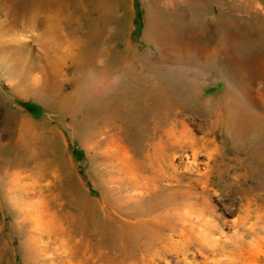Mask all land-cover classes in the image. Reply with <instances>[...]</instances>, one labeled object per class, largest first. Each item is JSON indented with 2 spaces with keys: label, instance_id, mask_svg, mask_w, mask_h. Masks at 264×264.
<instances>
[{
  "label": "rangeland",
  "instance_id": "obj_1",
  "mask_svg": "<svg viewBox=\"0 0 264 264\" xmlns=\"http://www.w3.org/2000/svg\"><path fill=\"white\" fill-rule=\"evenodd\" d=\"M96 1L83 3L94 16L108 15L95 53L106 70L88 88L77 82L72 47L53 51L42 14L35 24L28 20L30 0H0V237L9 246L6 259L22 264L26 235L19 231L25 226L16 222L24 218L33 226L29 264H80L84 255L88 264H264V171L225 130L216 107L234 95L258 102L255 109L264 112V0H104V12ZM87 9L80 20L93 23ZM118 15L124 25L115 33ZM152 15L165 23L146 35ZM125 46L135 53L129 85L144 87L139 99L146 89L166 97L154 115L144 106L139 116L111 119L103 105L94 111L92 100L110 94L119 106L129 65L115 52ZM48 73L67 92L55 106L44 102L58 94L44 87ZM39 139L47 142L46 152ZM53 154L69 165L65 174ZM68 182L76 196L95 203L82 231L71 222L76 208ZM34 219L51 222L54 231L41 232ZM108 220L143 221L159 236L147 246L124 241L115 247L102 232ZM80 241L88 245L86 254L68 257L65 250Z\"/></svg>",
  "mask_w": 264,
  "mask_h": 264
},
{
  "label": "bare ground",
  "instance_id": "obj_2",
  "mask_svg": "<svg viewBox=\"0 0 264 264\" xmlns=\"http://www.w3.org/2000/svg\"><path fill=\"white\" fill-rule=\"evenodd\" d=\"M102 1L104 0H98L99 3H102ZM98 2L97 1L95 2V8L98 10H103V12L107 11L108 5H104V2L102 3V5H100ZM45 3H49L51 5V8L53 9L49 7L51 10H46L48 7L45 8ZM89 6L90 5L88 6L85 5L83 3V0H63V2H60V3H58V0H30V2H28V4L26 5L24 11L26 12L25 14H27V17L29 18L28 20L30 21V23L32 22L34 24L39 19L38 14L39 15L40 13L42 14L41 15L42 19L40 20V23L44 27L43 31L47 35H49L47 36L50 38L48 43L49 42L53 43L51 46L53 51L62 44H67L72 47L73 52L70 55L72 60L71 59L70 60L72 61L71 64L74 65V68L78 71L79 76H80L77 82L79 83L82 81L83 83H85V86H87L88 88H93L97 84V80L99 78H102V79L105 78L104 77L105 75H103V72L106 70V65L104 63L100 64V66L98 65V62L95 58V53L97 51V47H96L97 43L101 39V35L106 26V21H108L109 18H108V15L107 16L105 15L104 17L101 16L100 14L94 16L92 14V11L90 9H87L89 8ZM85 9H87L86 11L89 13L88 16L90 20L92 21L94 19L93 23H88L89 20L81 22L80 14H82L85 11ZM218 16H220L219 17L220 19L224 17V16L222 17L221 15H219V13L217 17ZM113 22L116 26L115 33H119L122 30L123 25H124V20L122 18V15L116 16L113 19ZM163 23H165V21L161 16L159 17L158 15L157 16L152 15L150 19L148 18V21H147L146 35L150 32L149 30L153 31L154 28L157 29V27L161 26ZM151 34H154V33H151ZM74 36H77L78 39L74 38ZM115 53H116L117 58H119L120 63H122L123 65L125 63L126 65L127 64L129 65L127 67L129 68V71L126 72L127 77L124 78V80L128 83L123 88L121 87V90L119 91V95L116 101L119 104V106L112 105L114 96L113 94H110L109 96H105L103 99L95 98L92 100L94 111L98 109L97 105H103L104 107L103 111L105 112V114L108 116L109 119L119 114L133 115V113H135L137 114V116H139L140 111L138 110V108H141L142 106H144L145 108L147 107L146 110L148 109V111L150 112L149 114H152V115L157 113L158 110L160 111L159 107L162 104L159 106L157 103L160 102L161 98H164V99L166 98L164 94H156L154 93V91L150 89H146L147 91L145 92L143 96V100H140L139 94L142 92L141 89L144 87H138L139 89H137L136 86L129 85V83H132V81H135V73H133L134 70L132 69V64H131L132 62H130L132 58L135 59L134 51L133 53L132 51L130 52L129 49L125 46L121 50L116 51ZM207 62L205 64H207ZM122 64L121 66H123ZM126 74L124 72V76ZM52 76L53 75H50L48 73V76H47L48 83L45 84L44 87L48 88V90L49 89L55 90L57 88L58 94H56L57 95L56 96L53 93L56 96V98H50V99H46L47 97L44 98L45 99L44 102L51 106H55V105H58L59 102L64 100V97L67 95V92H64L62 90V87H60L61 83L59 80L54 78L55 74L53 77ZM159 88L160 89L158 90L160 92L167 94L166 89H163V88L161 89V87ZM130 101L134 103V107H127V106H132V104L128 105V103H131ZM217 103L218 104L216 107L218 110V114L221 120L224 122L223 123L224 127H226L225 130L233 134V137H235V142L237 143L238 146L240 147L245 146L247 155H249L253 161L255 160L259 164L260 168L263 169L264 171V112L262 113V112H259L257 109H255L254 104H257L259 106L261 105L258 102L255 103L248 98L239 99L238 96H234V95L227 96L225 99H222ZM109 104L110 106L108 107ZM248 139H249V142H248ZM38 142L39 144L38 143L37 144L39 148H41V152L43 150H45L46 152L47 142L45 141V139L44 140L39 139ZM52 157H53L54 164L58 168H60L61 172H64L65 174L66 171L68 170L66 167H68L69 165L67 164L68 166L67 165L65 166L63 161H60L58 160V158H56L55 154H53ZM15 162L16 161H14V163ZM67 186L71 194H73L69 200L70 204L72 206H75L76 208L75 218L70 217V215L69 217L73 218L71 222H76L80 231H82L84 229L83 226L86 223V216H88L87 211L90 212L91 207L95 203L89 199L85 200V199L79 198L78 195L76 196L75 192L72 191L73 190L72 183L68 182ZM16 223L21 226H25L24 228H22L23 230L19 231V233L21 234V237H24L26 235V237H24V239L21 242L22 244L20 245V249L22 253L21 255L22 264H29L30 262L29 259L34 254V250L28 242L30 232L33 230V226L31 224L29 227L30 222H28V220L24 218L23 220L16 222ZM34 223L38 226H41V229H40L41 232H47V233L51 232L52 233L54 231L52 227L53 225L51 222L46 221L45 223H43L41 219L37 223L36 219H34ZM102 225H103L102 232L106 234L104 238H109L111 242L113 243V246L115 247H117V245L121 246V244H123L124 241H135L136 243L142 244V246L143 245L147 246L148 245L147 243L151 237L153 240L155 237L159 236V234H156V233L154 234L155 231L153 228L144 229L145 223L143 221L138 222V223L125 222V223H120V224H114L112 220H108V221L103 222ZM26 226L29 227L27 228V231H28L27 234L23 232ZM75 246H77L76 250H75ZM87 246L88 245L82 241L78 243L76 242L73 245V248L65 250L66 255L70 258H75V257L81 256V253L86 254L87 252L86 250L88 248ZM79 251L81 253H79ZM8 252H9V246L7 242L4 241V237H0V264H12L11 261H9V259L8 260L6 259ZM73 255H76V256H73ZM35 261L36 260L34 259V261H32V264H35ZM79 261H80V264L81 263L88 264L89 262L86 255H84L83 258H80Z\"/></svg>",
  "mask_w": 264,
  "mask_h": 264
},
{
  "label": "trees",
  "instance_id": "obj_3",
  "mask_svg": "<svg viewBox=\"0 0 264 264\" xmlns=\"http://www.w3.org/2000/svg\"><path fill=\"white\" fill-rule=\"evenodd\" d=\"M22 104H23L25 107L29 108V109H32V108L34 107L33 104L30 103V102H22ZM73 152L76 153L77 155H80V151H78V150H76V149H73Z\"/></svg>",
  "mask_w": 264,
  "mask_h": 264
}]
</instances>
